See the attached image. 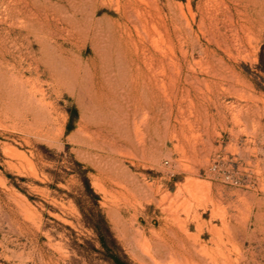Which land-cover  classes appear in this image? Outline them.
Segmentation results:
<instances>
[{
    "label": "rangeland",
    "instance_id": "1",
    "mask_svg": "<svg viewBox=\"0 0 264 264\" xmlns=\"http://www.w3.org/2000/svg\"><path fill=\"white\" fill-rule=\"evenodd\" d=\"M115 257L264 264V0H0V264Z\"/></svg>",
    "mask_w": 264,
    "mask_h": 264
},
{
    "label": "trees",
    "instance_id": "2",
    "mask_svg": "<svg viewBox=\"0 0 264 264\" xmlns=\"http://www.w3.org/2000/svg\"><path fill=\"white\" fill-rule=\"evenodd\" d=\"M87 186L89 187L88 180H87ZM114 262L117 263V264H131V263H129L128 261L120 260V259L117 258V257L114 258Z\"/></svg>",
    "mask_w": 264,
    "mask_h": 264
}]
</instances>
